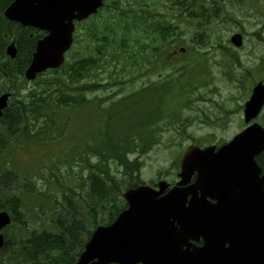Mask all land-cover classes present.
<instances>
[{"label":"trees","instance_id":"16d2710c","mask_svg":"<svg viewBox=\"0 0 264 264\" xmlns=\"http://www.w3.org/2000/svg\"><path fill=\"white\" fill-rule=\"evenodd\" d=\"M192 2L196 3L195 0ZM196 5L202 10L201 5ZM190 12L196 16L193 10ZM178 16V22L168 23L153 38L149 44L151 48L141 44L136 51L125 48L122 53L116 48L115 40L99 37L91 30L86 32L91 41L83 48L85 54L77 55L60 71L53 72L42 85L41 92L30 95L26 103L11 107L0 120V164L7 163L2 154L9 141L16 146L26 138L41 137L45 142H56L59 151L54 158L56 161L48 169L51 175L46 178L51 188L37 195H46L49 199L48 196L57 197L62 191L64 203L71 204V198L80 200L88 210L91 229L112 223L125 208L121 199L123 190L137 184L133 182V175L138 180L142 167L138 159L131 162L128 156L147 154L160 143L162 133L172 131L181 123V114L186 107H182L181 97L189 93L190 87L195 88V81L173 74L160 76L156 82H148L128 93L125 91V84H132L142 76L148 77L149 71L144 70L154 65L158 70L159 63L164 67L172 64L165 59V53L179 29L183 15ZM41 37L38 31L8 23L0 12V45L12 40L22 55L18 64L6 67L9 70L25 69L36 41ZM152 44L156 46L152 48ZM188 73L190 75L191 71ZM112 88L118 90L110 104L105 106L109 98H94L89 118L80 122L71 120L87 115L86 94L107 92ZM63 165L68 168L66 177H56L57 167ZM112 166L120 168L129 179L119 180ZM23 181V177L13 172H0V209L6 207L13 222L19 225L25 215L23 201L36 192L35 184H23ZM75 210L72 208L71 212ZM86 220L74 218L71 225L62 227L60 234L32 236L30 246L23 248L22 261L13 252V264H74L91 235V230L85 226ZM82 230H85L84 239L78 237ZM20 236L19 231L16 237ZM13 244L9 238L4 250L11 252Z\"/></svg>","mask_w":264,"mask_h":264},{"label":"water","instance_id":"95a60500","mask_svg":"<svg viewBox=\"0 0 264 264\" xmlns=\"http://www.w3.org/2000/svg\"><path fill=\"white\" fill-rule=\"evenodd\" d=\"M102 1H14L5 13L8 20L48 33L37 44L28 80L63 64L73 22L95 13ZM233 42L239 46L240 38ZM6 100L7 96L0 98V116ZM262 102L258 87L245 106L246 123ZM214 150L190 147L181 162L180 181L164 196L165 182L159 183L158 192L146 186L127 190L123 198L128 209L112 225L94 231L76 264H264V191L260 183L248 188L246 177L249 160L264 150L261 130L253 126L216 154ZM234 187L241 199L227 196ZM9 222L6 214H0V230ZM200 240L201 247L191 243Z\"/></svg>","mask_w":264,"mask_h":264},{"label":"rangeland","instance_id":"374dc122","mask_svg":"<svg viewBox=\"0 0 264 264\" xmlns=\"http://www.w3.org/2000/svg\"><path fill=\"white\" fill-rule=\"evenodd\" d=\"M232 2L236 4L234 6L231 3L223 4L226 13L223 12V15L220 16L222 20L213 23L210 41L206 48L200 51V53H205L206 63L211 68L213 83L208 89L198 90L194 95L195 97L199 95L206 97L208 101L198 102L195 105L198 110L185 112L182 121L185 122V118L192 119V124L189 123L185 129L178 127L175 131L164 134L161 143L151 152L141 157L143 168L141 169L140 181L142 184L154 188L156 183L162 180L169 184L176 182L179 159L187 147L191 145L199 147L208 145L219 146L223 143H228L243 127L242 114L237 108L244 104L243 102L246 99H243L242 95L243 93L246 94L247 89L245 84H243L244 88H238V84L235 86L227 81L223 68L219 65L222 58L220 57L218 44L228 47L238 57L241 68L238 66L233 67V72L237 75V82L242 81L244 83L243 80L247 78L241 75H243L245 70L255 69L259 64V59L264 54V0H257L255 3L250 0H232ZM143 6L141 0H120L119 9L122 10V13H120V10H112L109 14L108 10H105L99 17L92 19L84 25L83 29L81 28L78 31L77 37L82 40H78L68 56V61L83 53L81 49L85 39L83 30L98 24L99 28H102L107 23L110 27L109 33L113 32L120 35L125 32V21L130 22L135 18ZM134 12H136L135 15H132ZM183 28L186 30L178 43L186 41L185 46L191 47L194 29H188L187 26H183ZM235 33H240L244 37L243 47L239 51L229 44V38ZM202 73L203 71L200 72L199 77ZM261 74V69L256 72L258 76ZM195 76L196 72L193 71L189 79L194 81ZM145 82L146 80L143 79L134 84H125L127 86L125 91L128 93ZM246 84L250 86L251 83L246 82ZM26 86V92H23L21 96H27L33 89L32 85L27 84ZM117 90L118 88L110 90L108 95L113 94ZM204 116L207 118H204ZM29 142L24 141L19 147L14 146L13 148L9 145L6 150L7 154L11 149L8 154L11 169L19 171L21 175H31L30 182L35 184L36 192L31 194L29 199L23 201V209L27 213L25 221L22 219V224L25 226L23 234L27 240H29L30 234L33 233H57L56 224L58 221H61L64 227H67L70 214L81 220L88 218V210L85 204L73 198L69 199L71 204L68 202L64 203L61 199L62 191L60 195L57 193V197L47 195L49 199H47L46 195L43 197L37 195L38 192L44 193L51 188V185L46 180L51 175V172L47 168L40 166L49 164L53 155L55 156L58 153L59 148L55 144L42 146ZM6 157L7 155L4 156V158ZM134 157L132 155L130 159ZM176 160H178L177 166L175 165ZM37 168L38 170L35 171ZM60 169L59 175H65L67 168L62 167ZM113 170L115 173H119L114 167ZM34 171L35 173L33 174ZM56 174L58 173L56 172ZM56 177L58 176L56 175ZM47 184L48 187L45 188ZM34 197H38V200H34ZM44 200L46 201L40 202ZM72 208L76 209L75 212H71ZM38 211L42 215L36 219ZM90 222V218L85 221L87 229L91 225Z\"/></svg>","mask_w":264,"mask_h":264},{"label":"flooded vegetation","instance_id":"af4514ba","mask_svg":"<svg viewBox=\"0 0 264 264\" xmlns=\"http://www.w3.org/2000/svg\"><path fill=\"white\" fill-rule=\"evenodd\" d=\"M13 2V0H1L0 1V5L1 4H3V3H8V6L11 4ZM14 44H15V42L14 41H12ZM15 47H16V50H17V54L19 55L20 54V49H19V47L15 44ZM31 55H32V53H31ZM30 55V56H31ZM23 56H24V54H23ZM1 71V70H0ZM2 72V71H1ZM264 82V81H263ZM264 84V83H263ZM9 90V88H7V89H4L1 93H0V95H2V94H5V93H7V92H5V91H8ZM255 123H257V124H259L263 129H264V106L262 107V110H261V112H260V114H259V116H258V118L255 120ZM256 163H257V165H258V167L261 169V174H260V176L261 177H264V153L263 154H261L260 156H258L257 158H256Z\"/></svg>","mask_w":264,"mask_h":264}]
</instances>
